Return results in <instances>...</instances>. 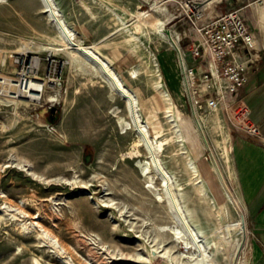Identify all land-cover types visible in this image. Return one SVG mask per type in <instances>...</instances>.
<instances>
[{
    "label": "rangeland",
    "instance_id": "obj_1",
    "mask_svg": "<svg viewBox=\"0 0 264 264\" xmlns=\"http://www.w3.org/2000/svg\"><path fill=\"white\" fill-rule=\"evenodd\" d=\"M200 2L55 0L58 16L54 17L44 10L41 0L0 1V76L15 77L24 66L31 80L44 81L38 99L21 96L12 102H0V164L16 156L29 167L28 173L19 167H0V190L6 194L0 196V203L8 201L29 212V216L20 218L26 221L23 223L0 211V264H35V258L40 264H60V254L36 234L31 220H40L53 229L66 247L63 255L76 264H81V256H85L75 243L79 237L91 245L99 241L98 247L105 243L98 250L107 248L110 264H192L200 256L194 246H185L184 239L193 241L191 231H197L199 239L209 245L216 264L228 263L225 246L216 247L214 243L227 224L233 234H240V211L226 200L218 214L216 199L203 182L198 158L217 166L226 187L233 192L230 137L239 133L230 130L221 114L207 111L201 85L193 86L190 101L176 49L155 31L157 24H142L137 16L138 10H149L154 20L170 29L177 37L187 70L197 66L189 49L202 39L201 28L232 8H240L252 26L261 54L264 52V28L255 10L264 0H221L211 14ZM155 4L160 10H151ZM57 18L75 32L76 40L100 51L148 107L155 94L154 64L159 63L162 81L176 102L178 124L171 128L163 112L159 113L162 127L158 138L165 142L159 152V166L172 175L189 217L186 225L172 217L167 201L156 200L154 191L146 186V176L136 165L140 157L128 156L138 136L133 128L123 130L118 120L119 116L129 119L122 97L109 90L81 54L71 47L61 49ZM136 24L141 27L137 29ZM34 59L38 67L31 71L28 65ZM132 69L137 76L129 75ZM194 112L200 132H192L191 142L180 120H193ZM141 113L151 127L154 117L147 110ZM140 149L142 158L146 157L142 146ZM160 168L161 173L154 170L150 174L166 198L167 186L160 182ZM32 171L46 178H36ZM51 178L59 180L48 182ZM52 211L61 215L55 224L49 218ZM169 224L179 227L180 237H173L167 229ZM253 242L247 230L237 264H261L258 258L264 247Z\"/></svg>",
    "mask_w": 264,
    "mask_h": 264
},
{
    "label": "bare ground",
    "instance_id": "obj_2",
    "mask_svg": "<svg viewBox=\"0 0 264 264\" xmlns=\"http://www.w3.org/2000/svg\"><path fill=\"white\" fill-rule=\"evenodd\" d=\"M0 1H2V0H0ZM54 1L53 0H41L42 5L44 7V10L50 11L51 15H54V17H55L56 15L58 16V12H56V10L53 6ZM198 1H202V2H200L201 7L205 11H207L209 14H211V13H213L214 5L221 0H198ZM152 6H153V7H151L152 11L160 10V8H158L156 4L152 5ZM255 10H256V13L258 15V19L261 21L262 26L264 28V4L256 7ZM151 15H152V12H150L149 10L141 9V11H139V10L137 11V16L139 18V21L142 24H144L146 22L152 26H154L156 24L157 25L160 24L159 26H157V25L155 26V31L160 36H162L172 47H174L176 49L177 55L179 58V65L181 68V73L183 75L184 87H185V90L187 92L188 98L192 102L193 86L195 85L191 79L192 70L186 69L187 67L185 66V59L183 57V53L179 49L177 37L174 36V34H172V32H170V29H167V28L162 26V24H163L162 21H160L158 19L154 20L151 17ZM57 19H59L58 25H57V27H58L57 31L59 33L61 40H62L61 43L63 44V45H61V47L62 46L63 47L62 48L60 47V48L65 49V47L66 48L71 47L76 52L81 54L85 60H87L89 63H91V65H93V69H94L93 72H96L97 75H99V77H101V79L105 82V84L109 88V90L112 93H115L118 96L122 97V99L124 101L125 111H126L129 119L125 120L122 116H119L118 120H119L120 124L122 125L123 130H127L128 128H133L136 131L137 136H138V138L135 139V141L133 142L132 149L130 151H128V156L131 158L140 157L137 159L136 165L140 168L141 173L146 176V179H145L146 186L151 188V190L154 191L156 200L167 201V205H168V208H169V211H170L172 217H174L177 221L179 220L183 225H186L187 223H189V217H188V215L185 211V208L181 202V199H180L179 194L177 192V186H176V184L172 178V175L169 171L166 170V167L164 168L162 166L163 167V170H162L159 166V163H160L159 152L162 151L163 144L165 143L163 140L158 138L160 136V131H161V127H162V122L159 118V113L163 112L166 120L170 123L171 128L175 129L178 126L177 121L175 119L176 115L174 113L176 102H175L174 97L172 95V92L168 88L166 82L162 81V73L159 71V63L155 62V64H154L155 65V69H154L155 80L152 81V89L155 91V94H154L152 102H151L152 103L151 107H148L147 103L140 100V98L134 92L133 88L124 79L123 75L120 72H118V70L111 65V63L108 59L104 58L100 54V51H98L93 46L83 45L80 41L76 40L75 39L76 38L75 32L72 31L71 29H69L64 24H61L60 18H57ZM136 25H137V29H139L141 27L139 24H136ZM54 40L59 41V39H56V38H54ZM256 43L258 44L257 39H256ZM60 48H58V50ZM34 65H36V64H34ZM92 74H90V75H92ZM129 75L131 77L137 76L136 70L135 69L130 70ZM41 85L42 84L38 83V82H33V81L30 82L31 87H35V89L43 92L44 88ZM31 96L33 99L40 98L38 91L34 92V93L32 92ZM7 101L12 102L9 98L7 99L4 97L3 98L0 97V102L8 103ZM144 108H146V109H144ZM144 110H147V112L149 114H151L152 117H154V121H153L151 127L147 121H144L142 119V113L141 112ZM196 120H197V117L195 116V112L193 114V120L187 119V118H182L180 120L181 124L185 127V129L187 131L186 138L190 139L191 142H193V139H194L192 132L193 131H199L200 132V124L198 123L199 121L198 120L196 121ZM204 137H203L204 143L207 144V139ZM140 146H142L145 153H147L146 157L142 158L144 152L142 153ZM15 157L14 158L11 157L7 161L2 162L0 164V167H8V166L19 167L22 170L27 171V173H28L29 167L26 166L28 164H26V162H24V160L19 159V158H15ZM198 162L200 165L199 170L201 171V175L203 177V182H205L209 186L211 192L214 195V198L216 199L217 205L219 207V209L217 210L218 214H220L222 212V210L225 208L226 200L232 202L235 205V207H237L238 210L240 211V214H239V226H240L239 232H240L241 236H240V234L237 236L235 234H233L230 224L229 225L227 224V226H224V228H225L224 232L220 235L218 240L215 241V243H214L216 245V247H217V244L220 246L221 245L225 246L224 252H225L226 258H227V262H228L227 264H237L238 260H239L240 251L242 250L243 245H244V236L246 235V231H247L245 216L242 213V211L239 209L240 208L239 207V199L236 198V196L233 194L234 192H231L228 190V188L226 187L227 185L224 182L222 172L220 171V169L217 166H215L213 163H210V164L206 163L204 161V158L200 157V156L198 158ZM159 168L162 170V176H161L160 182H163V184L165 186H167V197L166 198H163V196H162L163 193L161 194L162 191L160 192V188H157L154 185V177L150 174V172H152L154 170H159ZM33 171H32V174L34 176H36V178H39V179H45L46 178V176L43 177L39 173H36ZM159 173H161V171ZM158 176H160V175H158ZM56 180H59V178L47 179L48 182L49 181L50 182L56 181ZM160 184H162V183H160ZM4 195H6V194L0 190V196H4ZM19 202H23V201L20 200ZM0 211L3 212V214H5V215L11 214L12 216H14V218L18 217V219H20L23 216H29V212L25 208H21L20 206H17L16 204L8 202V201H4V202L0 203ZM43 213L47 214V212H45L44 210H43ZM39 214H40V212H39ZM60 216H59V213L57 214L56 212L52 211L49 218L55 224V222L61 218ZM34 218H36L35 215L33 216V219ZM21 221H23V223H26V221H24V220H21ZM29 224L32 226V228H34L37 235L42 237L43 240L48 242V244H50V246H52L54 249H56L55 251H57L60 254V260H59L60 264H76L70 256L63 255V253L66 252V247L60 241L59 237L53 231V229H51L49 226H46L40 220H31ZM183 225H182V227H183ZM25 226H27V225H25ZM162 227H163V229L165 228V226H162ZM167 229H169V231L172 233L173 237L177 238V237L181 236V234H180L181 231H180L178 226H175V225L170 226V224H169V227H167ZM191 237H193L192 242L190 240L184 239L185 246H188V247L194 246L195 249L197 250V252H196L197 255L200 256V258L196 259L195 262H193L192 264H198L200 262H205L204 264H216L215 258L212 257L209 253V249H208L209 245L206 244L202 239H199L198 232L197 231L196 232L191 231ZM75 243H77L85 252V256L84 257L81 256V259H82V260H80L81 264H110L109 258L111 256H108L109 252L106 251L107 248H104V251H100L101 249L98 250V248L103 249L105 243L101 247H98V244L100 243L99 241L96 243V245H93V244L91 245L87 242L86 238L84 239V238H80V237L77 238V242H75ZM120 254H123V252H121ZM156 255H158V254H156ZM154 257H156V256L154 255ZM142 259H145V258H142ZM34 263L40 264L39 260L36 258L34 259Z\"/></svg>",
    "mask_w": 264,
    "mask_h": 264
},
{
    "label": "built area",
    "instance_id": "obj_3",
    "mask_svg": "<svg viewBox=\"0 0 264 264\" xmlns=\"http://www.w3.org/2000/svg\"><path fill=\"white\" fill-rule=\"evenodd\" d=\"M201 34L199 43L189 49L197 66L189 69L192 70V81L202 87L205 108L221 114L231 131L260 140V126L252 120L250 109L241 97L249 72L261 59L262 48L256 43L252 26L240 8H232L208 21L201 28ZM34 62L35 59L28 65L31 71L32 67H38ZM32 81L38 82L31 80L24 66L15 77L0 76V97L32 99L33 91L41 92L30 86ZM38 83L44 86V81Z\"/></svg>",
    "mask_w": 264,
    "mask_h": 264
},
{
    "label": "crops",
    "instance_id": "obj_4",
    "mask_svg": "<svg viewBox=\"0 0 264 264\" xmlns=\"http://www.w3.org/2000/svg\"><path fill=\"white\" fill-rule=\"evenodd\" d=\"M241 97L259 124L262 137L252 140L244 135L231 136L229 147L233 192L245 216L246 227L255 246L264 247V52L241 89ZM262 251V249H261ZM258 260L264 264V249Z\"/></svg>",
    "mask_w": 264,
    "mask_h": 264
}]
</instances>
